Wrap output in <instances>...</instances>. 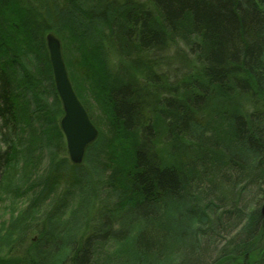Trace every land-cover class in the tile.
<instances>
[{
  "label": "trees",
  "instance_id": "16d2710c",
  "mask_svg": "<svg viewBox=\"0 0 264 264\" xmlns=\"http://www.w3.org/2000/svg\"><path fill=\"white\" fill-rule=\"evenodd\" d=\"M75 14L98 26L74 48L108 108L99 122L84 104L90 170L64 156L45 39ZM26 49L51 149L12 190L31 195L22 218L41 215L21 220L3 264H264V0H0V183L34 119Z\"/></svg>",
  "mask_w": 264,
  "mask_h": 264
},
{
  "label": "rangeland",
  "instance_id": "374dc122",
  "mask_svg": "<svg viewBox=\"0 0 264 264\" xmlns=\"http://www.w3.org/2000/svg\"><path fill=\"white\" fill-rule=\"evenodd\" d=\"M75 15L65 18L59 24V35L62 38L63 48L65 47L64 49L66 50L64 54L65 62L77 95L100 122L103 120V117H107L108 108L105 104V94L100 88V81L97 76L83 73L81 66L86 65L88 62L86 51H79L74 48L76 42H83V34H86L87 31L98 30V26L89 21H82L80 18L81 15L79 14ZM75 19L81 25H75ZM16 60L18 74L22 82L21 86L24 88L25 93H27V97L35 101L33 102L35 112L33 113L34 119L25 125L23 141L18 145L16 144L17 160L4 169L2 182L0 183V264H3L5 260L7 261L11 258L6 253V250L16 239L21 220L33 224V222L40 219L41 215V210L35 208L26 213L25 218H22L31 195L21 197L17 193V196H15L12 190L17 189L20 193L22 189L28 187L29 183L42 176V173L47 168L49 162L48 152L51 149L46 136L48 130L44 123V117H42V105L37 102V100H40L36 99V97L39 98V96L44 95L42 92L39 94V92L35 91L36 84L40 81V64L38 58L32 51L26 49L22 54L16 55ZM44 98L46 101H51L47 96H44ZM64 156L68 157L70 161L68 152ZM82 164L87 170L95 168L96 159L91 152L87 154L86 151ZM52 203L53 201L51 205ZM49 204L46 203V207H49ZM67 210L65 212L66 214H62L61 219L65 218L64 216L68 214L69 210ZM132 238H129V240L119 246L118 250L122 251L131 248Z\"/></svg>",
  "mask_w": 264,
  "mask_h": 264
},
{
  "label": "water",
  "instance_id": "95a60500",
  "mask_svg": "<svg viewBox=\"0 0 264 264\" xmlns=\"http://www.w3.org/2000/svg\"><path fill=\"white\" fill-rule=\"evenodd\" d=\"M45 39L53 81L63 107L60 127L65 136L66 147L71 162L81 164L87 148L99 136V129L92 121L87 108L74 89L65 62L63 45L60 38L55 32L49 31ZM260 211L264 219V202L261 205Z\"/></svg>",
  "mask_w": 264,
  "mask_h": 264
},
{
  "label": "bare ground",
  "instance_id": "6f19581e",
  "mask_svg": "<svg viewBox=\"0 0 264 264\" xmlns=\"http://www.w3.org/2000/svg\"><path fill=\"white\" fill-rule=\"evenodd\" d=\"M56 35L60 38V40H61V42H62V38H61V36L58 34V33H56ZM46 48H47V44H46ZM47 51H48V49H47ZM59 96V95H58ZM60 98V97H59ZM61 101V100H60ZM61 105H62V103H61ZM62 110H63V107H62ZM97 127V126H96ZM98 128V127H97ZM87 151V150H86ZM67 152H68V150H67ZM69 155V154H68ZM263 202H264V200H263ZM262 202V203H263ZM262 205V204H261Z\"/></svg>",
  "mask_w": 264,
  "mask_h": 264
}]
</instances>
